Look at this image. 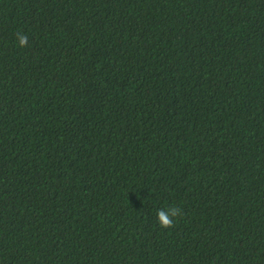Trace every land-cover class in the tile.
Returning <instances> with one entry per match:
<instances>
[{
    "label": "trees",
    "instance_id": "16d2710c",
    "mask_svg": "<svg viewBox=\"0 0 264 264\" xmlns=\"http://www.w3.org/2000/svg\"><path fill=\"white\" fill-rule=\"evenodd\" d=\"M0 264H264V0H0Z\"/></svg>",
    "mask_w": 264,
    "mask_h": 264
},
{
    "label": "clouds",
    "instance_id": "9594fccd",
    "mask_svg": "<svg viewBox=\"0 0 264 264\" xmlns=\"http://www.w3.org/2000/svg\"><path fill=\"white\" fill-rule=\"evenodd\" d=\"M17 35L19 40V46L25 47L27 45V37L21 36L19 33ZM181 215H182L181 210L175 207L170 208L168 211L160 210L157 213L158 222L160 226L165 229L173 228L175 226L173 218L179 217Z\"/></svg>",
    "mask_w": 264,
    "mask_h": 264
}]
</instances>
